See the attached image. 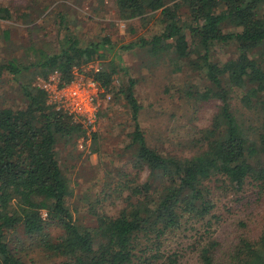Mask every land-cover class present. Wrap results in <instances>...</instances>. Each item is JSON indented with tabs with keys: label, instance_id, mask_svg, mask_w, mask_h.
Segmentation results:
<instances>
[{
	"label": "trees",
	"instance_id": "obj_1",
	"mask_svg": "<svg viewBox=\"0 0 264 264\" xmlns=\"http://www.w3.org/2000/svg\"><path fill=\"white\" fill-rule=\"evenodd\" d=\"M115 4L123 18L157 13L162 25L159 33L119 49L146 47L154 55L171 54V62L187 63L208 81L196 95L219 100V109L209 126L200 130L196 153L164 154L147 144L137 120L135 81L129 78L121 90L134 122L129 145L135 151L134 168L147 169L146 179L125 182V206L116 215L95 212V227L78 224L56 144L87 126L48 104L46 92L25 74L55 73L65 84L73 79L74 69L112 55L106 66L90 72L107 88L123 67L114 61L117 55L109 38L81 44L60 13L57 50L31 46L28 63L11 56L0 64V74L8 73L25 99L23 107L0 108V264H35L10 246V235L18 230L30 239L37 237L39 244L60 257L56 264H175L177 253L165 255L161 247L166 236L182 226L193 230L187 226L191 220L212 214L215 204L207 180L219 176L235 191L248 183L260 189L264 185V0H115ZM182 6L187 7L186 20ZM11 17L7 7H0V19ZM229 43L235 46V55L224 62L214 60L212 48ZM235 89L241 90L244 106L261 113L253 133L231 109ZM239 225L242 229L226 243L191 232L188 248L195 251L196 264H264V224L253 236ZM50 226L61 231L55 241L45 232Z\"/></svg>",
	"mask_w": 264,
	"mask_h": 264
},
{
	"label": "rangeland",
	"instance_id": "obj_2",
	"mask_svg": "<svg viewBox=\"0 0 264 264\" xmlns=\"http://www.w3.org/2000/svg\"><path fill=\"white\" fill-rule=\"evenodd\" d=\"M0 7H7L12 16L0 19V64L11 56L28 63L31 46L57 50L58 37L62 34L61 31L58 35L57 18L62 13L66 17L65 23L81 44L109 38L117 55L114 61L123 67L113 75L107 88L101 85L94 124L82 127L69 138L57 140V158L68 179L71 191L68 202L78 224L95 227V212L116 215L125 206L128 194L124 189L125 182L146 179L148 170L137 171L134 168L135 151L129 145L134 122L131 108L121 92L129 78L135 81L133 92L139 105L137 120L147 144L164 154L181 157L199 150L200 130L209 126L221 104L217 99L202 100L196 95L208 86L203 74L187 63L171 62V54L154 55L146 47L139 46L119 49L140 37L148 38L159 33L162 25L157 13H149L142 18H123L115 0H0ZM180 12L182 19L186 20L187 7L182 6ZM224 30L235 29L224 27ZM4 32H8L7 37ZM211 52L214 60L224 62L235 55L236 49L229 43L216 45ZM112 57L91 61L73 70L74 75L79 78L88 76L95 68L106 66ZM52 74L38 77L31 70L25 75L26 80L33 77L32 84L38 86L41 79L46 81ZM56 81L62 83L60 76ZM56 84L50 83L53 87L49 93L51 96ZM241 94V90L235 89L230 97V106L237 119L253 133L261 113L244 106ZM46 97L47 103L52 104L47 94ZM24 105L25 99L18 83L8 73L0 74V108ZM205 184L214 199L212 214L191 220L187 226L193 230L186 231L182 226L176 234L166 236L161 247L165 255L177 253L175 264H196L195 251L188 248L193 242L192 233L196 237L212 235L226 243L236 236L237 230L242 229L240 223L245 225V232L251 236L257 233V226L260 228L264 224V185L260 189L255 183H248L243 190L235 191L219 176L211 177ZM213 214L217 219L212 217ZM42 216H45L44 212ZM45 232L53 241L61 233L55 226L48 227ZM9 240L10 246L25 261L35 264L61 261L60 257L39 244L37 237H25L22 230L13 231Z\"/></svg>",
	"mask_w": 264,
	"mask_h": 264
},
{
	"label": "built area",
	"instance_id": "obj_3",
	"mask_svg": "<svg viewBox=\"0 0 264 264\" xmlns=\"http://www.w3.org/2000/svg\"><path fill=\"white\" fill-rule=\"evenodd\" d=\"M98 69L99 67L95 68L94 71ZM55 76L59 79V76L55 73L46 81L41 79L38 87L46 92L49 101H52L51 103L55 109L66 112L86 126L93 125L99 106L97 95L100 92L101 84L95 81L91 75H83L80 78L74 75L70 82L59 84ZM51 82L57 83L52 92V96L49 94L53 88L50 86Z\"/></svg>",
	"mask_w": 264,
	"mask_h": 264
}]
</instances>
